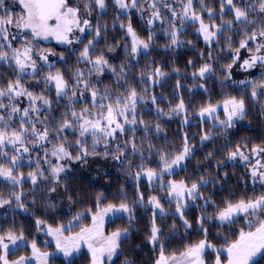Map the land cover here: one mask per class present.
I'll list each match as a JSON object with an SVG mask.
<instances>
[{
    "label": "snow or ice",
    "instance_id": "obj_1",
    "mask_svg": "<svg viewBox=\"0 0 264 264\" xmlns=\"http://www.w3.org/2000/svg\"><path fill=\"white\" fill-rule=\"evenodd\" d=\"M14 2L22 9L19 14L9 9L6 0H0V67L6 66L5 73L11 71L6 80L0 79V179L11 185L7 195L0 193V208H11L15 204L13 211L27 213V194L23 186L30 183L33 194L48 193L42 197L49 200L46 210H55L57 205L51 194H58L61 187L65 192L69 191L64 183L66 177L62 175L71 170L67 162L86 164L90 156L111 157L129 178L136 181V203L144 206V195L140 192L143 178L150 190L166 194L169 206L175 204L171 215L174 220L179 218L189 242L168 253L161 242L163 228L156 223L158 217L163 219L169 214L163 204L164 197L151 195L148 198L147 205L152 209L148 243L154 249L159 246L154 264H260L264 260V142L251 147L247 141L238 142L227 151L225 160L217 163L218 170L229 161L239 160L244 164L251 177V195L247 189L239 194L230 192L219 203L213 192H208L205 197L209 184L216 188L217 184L226 183L227 173L224 180H220L218 173L213 179L203 175L197 180H190L187 176L179 180L169 179L177 174V170L187 171L185 162L194 155L195 146L191 145L185 132L180 147H158L150 139L152 129L155 128L158 138L164 131L159 121L165 117L171 120L182 116V127L189 125L188 108L180 99L179 103L164 111L157 106L163 98L149 95L150 89L163 86L167 74L162 66L150 63L140 69L139 75L131 70L139 67L138 57L142 53L150 55L157 22L167 40L163 45L165 49L176 50L185 44L192 45L193 41L181 39L187 27L194 28L197 36L202 38L207 58L204 51L200 52L203 62L198 68L193 60L187 62L194 69L193 81L199 78L206 82L215 74L214 53L215 59H219L225 48L230 53L227 59L231 61L224 66L222 75L225 80L232 79V69L237 64L244 71L257 66L264 69V0H239V3L237 0H219V13L205 0H199L198 4L196 0H112L118 11L111 27L114 31L120 21L118 26L124 43L105 40L103 48H100V41L107 37L109 29V25L102 22L108 8L106 0ZM133 10L141 19L147 14L146 38H141L133 27L128 15ZM94 13L95 22L92 19ZM204 13H207L206 17ZM125 18L127 24L123 22ZM236 36L240 37L238 46ZM85 39L87 43H84ZM49 40L65 46V50L70 49V54L76 57L67 73L63 68L68 64L64 52L53 61L50 57L57 56L56 50L37 43ZM120 47L124 48L126 59L117 67L110 62L105 49L113 52ZM245 51L248 56L243 58ZM134 60L136 64L132 63ZM57 63L62 66L57 67ZM173 71L179 73L180 69L173 68ZM108 74L114 83L105 85L102 78ZM240 84L251 87L253 101L264 98V91H258L264 90V76L258 81L242 80ZM180 87L181 82L177 79V90ZM198 87L208 91L205 83ZM25 100L26 106L23 104ZM149 103L157 106L154 125L143 118L144 108ZM261 110L264 112V106ZM195 116L201 125L212 122L211 127L203 128L200 133V142L204 144L214 138V133L226 136L228 129L247 118L246 100L243 96L228 95L213 103L209 98L196 110ZM140 131L143 136L138 140L136 133ZM153 155L158 158V163L156 167H149ZM213 156L209 152L205 159ZM25 161L30 168L27 176L21 170ZM120 195L119 205L108 203L101 207L104 198L102 193L98 194L95 207L76 212L67 225L36 218V232L51 237L55 242V253L42 251L38 237L30 238L15 219L11 223L5 219L0 223V264H50L51 256L60 253L67 260L82 246L87 247L90 264H105V258L111 261L129 229L118 228L106 234L105 217L119 212L127 214L129 224L135 219L123 188ZM67 199L70 203L78 202L72 195ZM32 203H37L35 195ZM190 208L200 212L195 220L196 232L201 236L197 240L190 239L189 230L193 228L187 218ZM89 216L91 224H85L84 220ZM209 226L218 229L217 236L211 240ZM76 228L79 231H75ZM176 233L174 222L169 235ZM44 243L46 246L48 241ZM21 251L26 254L17 255ZM12 256L16 259H11ZM124 264L130 262L126 260Z\"/></svg>",
    "mask_w": 264,
    "mask_h": 264
},
{
    "label": "trees",
    "instance_id": "obj_2",
    "mask_svg": "<svg viewBox=\"0 0 264 264\" xmlns=\"http://www.w3.org/2000/svg\"><path fill=\"white\" fill-rule=\"evenodd\" d=\"M108 4L107 13L103 16L102 22L109 25L108 35L105 39L100 41V48L104 47L105 40L108 43H124L121 39L122 33L119 28L120 21H117V27L113 31L111 25L118 9L112 3V0H106ZM199 0H196L198 4ZM206 3L214 5L216 12L219 13V0H205ZM239 3V0H237ZM10 10H14L17 14L20 13V9L15 7L14 4H6ZM131 17V22L133 27L137 30L141 38H146L148 35V28L146 25V18L141 19V16L135 10L131 11L128 14ZM147 15V14H145ZM205 17L207 13H204ZM231 19V17H226ZM95 22L96 15L93 14L92 17ZM127 24L128 20L125 18L123 20ZM88 39H91L89 36ZM182 40L193 41L192 45L185 44L183 47L176 50L165 49L164 44L167 43L164 33L161 31V25L156 24L155 29V38L154 44L150 49V55L145 56L143 53L138 57V68H134L131 71L139 75L140 69L146 67L150 63H155L163 67L164 72L167 74L164 78L163 86H156L150 89L149 95L154 94L161 99L160 103L157 105L164 111H167L169 106H175L179 103L180 99H183L186 107L189 112L190 124L182 127V120L174 117L169 120L166 117L160 119L159 123L164 128V131L160 133L159 137L156 138L155 128L152 129V143L158 147L164 146L169 149L178 148L182 145V139L187 133L190 138L191 145L195 146V153L190 157L189 160L185 162L187 171L177 170V174L174 176L168 177L169 179H182L187 176L190 180H197L201 175L206 178L213 179L219 174L220 180H224L225 173H227V181L223 184H217L216 188H213L211 184L208 186V191L204 193L205 197L208 196V192L215 193L214 198L219 203L222 201L230 192H236L239 194L245 189L248 190L249 195H251L252 183L250 182V177L247 174V169L245 165L239 163H227L222 165L221 168L217 169V163L219 161H224L227 151L236 145L238 142L247 141L249 147L252 145H260L264 142V112L261 108L264 106V98H259L256 101L251 99V87L250 86H238L236 83L225 80L222 75L224 71V66L227 63H231L227 56L230 55L227 48L223 53H220V58L215 59L216 53H214V66L216 68L215 74H213L206 82L196 79H192V67L187 65L188 60H193L196 68L200 66L203 62L200 58V52L204 51L205 58H207V51H205V45L202 38L198 37L196 31L192 27H187L185 34L181 37ZM240 37L236 36L237 46ZM42 47H51L54 48L57 52V56L50 57L51 60L57 61L59 54L63 51L66 58L68 59V64L63 65L64 71L67 73L69 68L72 66L73 61L76 57L71 55V50H65V46L58 45L55 41H38ZM84 43H87L85 39ZM16 46H19L18 44ZM78 47H83L79 45ZM107 56L110 58V62L120 66L122 62L126 59V54L123 47L117 48L113 52H107ZM133 64H136L137 61H132ZM57 67H61L60 63H57ZM6 67V66H4ZM4 67H0V79L6 80L10 75L11 71L5 73ZM173 68L180 69L179 73L173 71ZM110 74L106 75L102 79L104 84L114 83V81L109 80ZM264 76V69L260 68L257 72L250 76V80L258 81ZM177 79L181 82V87L179 90L176 88ZM34 83V82H29ZM200 83H205V87L208 89L205 92L204 89L198 87ZM224 85H227L225 87ZM103 87V85H102ZM143 87V85H141ZM191 89L192 91H189ZM258 91H264L258 89ZM232 95L237 98L243 96L246 100V109H247V118L238 121L236 126L232 129L227 130V135H223L219 132L213 134V139L210 141L200 142V133L203 128L211 127L212 122H207L204 125L199 123V120L195 117L196 110L199 107L206 103L209 98L213 103L221 100L223 97ZM150 103L144 108L145 120L151 121L153 125L157 122L155 119V107ZM63 111V109H60ZM139 111V109H138ZM131 135V133H129ZM137 139L139 140L143 136V132L136 133ZM165 137H167V144L165 143ZM71 139V134L69 135ZM101 151L103 147L101 146ZM212 152L214 154L213 158L205 159L208 156V153ZM145 156H148V153H145ZM35 159V155H33ZM88 163H77V162H67L70 171L62 174L66 177L64 183L68 187V192L64 191V188L61 187L59 191L64 199V204L61 205L55 198L54 194H51V199L57 205L55 210L52 208H47L46 206L49 203V200L42 199V197L48 196L47 192H37L33 194L30 189L32 185L30 183H25L23 186V191L27 194L25 196V203L29 211L27 213L15 210V204L11 208L5 206V208H0V223H4L5 219L8 223H11L13 219L18 226H22L25 229L26 234L31 237H38L39 243L38 246L41 250L52 249V246L43 243L41 239L44 237L37 233L34 227L35 219L42 218L48 220L49 223L53 224H67L68 220L72 219V216L76 212L83 211L85 208L95 207V198L98 194H103V204L101 207L106 206L108 203L119 205L121 202V189H124L126 193L127 202L133 208V216L135 219L129 224L128 218L120 217L114 220L109 221L105 226V232L111 233L118 228H128L129 234L121 240L120 248L116 256L112 258L111 261L105 260V264H124L127 260L130 264H154L155 258L159 255V246L157 245L155 249L153 245L148 243V236L150 233L152 212L147 205L149 196L157 195L164 197V207L167 213H169L166 218H157V225L161 226L164 231V237L161 242L165 244L167 252L171 253L173 250L182 248L184 243L189 242L188 239H185L187 234L184 229L181 227V221L179 218L173 219L171 213L175 210V204L171 206L168 205L165 198V193H160L158 191L150 190L148 187V182L146 179L141 180L140 182V192L144 195V206H141L139 203H136L137 192H136V181L129 178L126 171H124L119 164L109 157L108 159H103L100 156L88 157ZM139 161V157L136 158ZM92 161H97L101 164V171L99 174L98 182L96 178L88 173L89 164ZM158 163V158L153 155L151 157V163L148 164L149 167H156ZM89 167V168H88ZM25 176L30 170L27 161L24 163V167L21 169ZM44 183V182H41ZM158 188L159 185L157 184ZM218 189H222L218 191ZM11 190V185H7L6 181L0 180V193L7 195L8 191ZM20 189H17L19 191ZM259 190V186H257ZM37 200V203L33 204L32 200L34 198ZM68 195H72L76 198V201L70 203L67 199ZM200 203H203L202 201ZM211 211V209H209ZM200 215V212L196 208H190L188 211L187 218L190 222L193 223V228L190 231V239L197 240L201 236L196 232L195 220ZM177 225V233L175 235H169L171 225L173 223ZM85 224L91 223V218L86 217L84 220ZM75 231H79L78 228ZM210 236L209 239H213L217 236L218 229L214 226H209ZM209 259H212L209 256ZM89 256L85 251L81 252L77 256L73 257L70 260H65L59 256H52L50 258V264H88ZM260 264H264V260L260 261Z\"/></svg>",
    "mask_w": 264,
    "mask_h": 264
},
{
    "label": "rangeland",
    "instance_id": "obj_3",
    "mask_svg": "<svg viewBox=\"0 0 264 264\" xmlns=\"http://www.w3.org/2000/svg\"><path fill=\"white\" fill-rule=\"evenodd\" d=\"M170 2H171V0H170ZM6 4H14L15 5V7H17V8H19L20 9V12L22 11V9L19 7V5H18V3H16V2H14V0H6ZM169 15H170V13H169ZM147 17V15H145V18ZM157 24H159V22H157ZM242 56H243V58H246L247 56H248V53L245 51V52H243V54H242ZM258 69H259V66H257V67H254V68H251V69H249V70H247V71H244V70H242V69H240V67H239V64H237L233 69H232V79L231 80H229V81H232V82H234V83H236L238 86H243V84H240V81H242V80H250V76L251 75H253L255 72H257L258 71ZM245 86H249V85H245ZM23 104L26 106L27 105V101L25 100V101H23ZM220 116H221V119H223V114L221 113L220 114ZM196 117V116H195ZM176 118H179V119H183V117L182 116H180V117H176ZM197 118V120H199V118L198 117H196ZM209 122H211V121H209ZM227 163H239V164H242V163H240L239 162V160H237V161H229V162H227ZM253 163H254V161H253ZM242 165H244V164H242ZM101 164L99 163V162H95V161H92L90 164H89V169H88V173H90L91 175H93L95 178H96V180L98 181V182H101L100 180H99V174H100V171H101ZM246 169H247V167H246ZM247 174H248V170H247ZM250 177V176H249ZM0 180H2V179H0ZM250 182H251V177H250ZM252 183V182H251ZM257 186H259V185H257ZM54 198L61 204V205H63L64 204V199H63V196L61 195V192L60 191H58V194L57 193H55L54 194ZM165 198H166V196H165ZM167 200V199H166ZM150 209H151V207L150 206H148ZM175 210H173L172 212H174ZM151 212H152V209H151ZM167 212V211H166ZM120 217H126V218H128V216H127V214H124V213H119V212H117V213H109L106 217H105V219H104V230H105V226H106V224L109 222V221H111V220H114V219H116V218H120ZM91 224V223H90ZM67 225V224H66ZM106 234H110V233H106ZM40 235H42L44 238L43 239H41V241H43V243L45 242V240H47L48 241V243L47 244H49V245H51L52 246V249H46V250H42V251H48V252H50V253H55L56 252V249H55V242L51 239V237H46L43 233H40ZM125 237H123L122 239H124ZM45 244V243H44ZM83 251H85L86 253H87V255L89 256V263L88 264H90V254L88 253V250H87V247H85V246H82L81 247V249H80V251L78 252V253H74L70 258H68L67 260H70V259H72L73 257H75V256H77L78 254H80L81 252H83ZM118 253V252H117ZM26 253L24 252V251H21V252H18L17 253V255H25ZM53 256H59V257H62L63 259H65L64 258V256H63V254H60V253H57V254H55V255H53ZM116 256V255H115ZM52 257V256H51ZM50 257V258H51ZM114 257V256H113ZM158 257V256H157ZM156 257V258H157ZM49 258V259H50ZM156 258H155V260H156ZM11 259H16V256H12L11 257ZM66 260V259H65ZM105 260H107V258H105Z\"/></svg>",
    "mask_w": 264,
    "mask_h": 264
}]
</instances>
